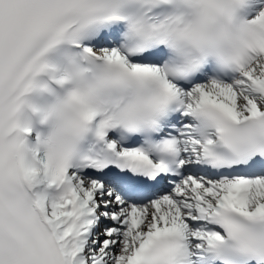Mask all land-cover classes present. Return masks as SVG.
<instances>
[{"label":"snow or ice","instance_id":"obj_1","mask_svg":"<svg viewBox=\"0 0 264 264\" xmlns=\"http://www.w3.org/2000/svg\"><path fill=\"white\" fill-rule=\"evenodd\" d=\"M0 264H264V0H0Z\"/></svg>","mask_w":264,"mask_h":264}]
</instances>
